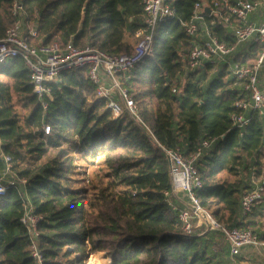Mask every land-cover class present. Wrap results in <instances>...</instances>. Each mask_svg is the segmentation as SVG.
I'll return each mask as SVG.
<instances>
[{
	"label": "trees",
	"instance_id": "obj_1",
	"mask_svg": "<svg viewBox=\"0 0 264 264\" xmlns=\"http://www.w3.org/2000/svg\"><path fill=\"white\" fill-rule=\"evenodd\" d=\"M12 1L0 0V38L15 21ZM202 1L213 0H167L175 17L158 24L152 54L124 85L140 122L127 114L112 119L105 102L93 100L87 69L60 73L44 110L23 61L0 65V173L3 154L9 179L26 180L22 191L43 218L42 264H231L217 232L181 233L164 196L171 181L161 147L186 158L200 150L201 207L264 241V193L251 214L240 210L242 189L264 174V119L250 112L247 126H231L240 95L224 65L183 71L191 44L181 22ZM22 8V20L36 25L42 42L110 54L129 52L143 27L141 0H23ZM215 31L224 38L221 27ZM248 54L236 59L248 63ZM23 193L8 187L0 196V264H37L20 223Z\"/></svg>",
	"mask_w": 264,
	"mask_h": 264
},
{
	"label": "built area",
	"instance_id": "obj_2",
	"mask_svg": "<svg viewBox=\"0 0 264 264\" xmlns=\"http://www.w3.org/2000/svg\"><path fill=\"white\" fill-rule=\"evenodd\" d=\"M22 1H12L10 12L15 21L0 38V65L9 59H21L28 71L32 91L41 102L45 98L50 99L49 84L55 83L60 73L87 69V79L95 91L93 100H103L112 119L127 114L140 122L137 106L124 85L130 81L134 67L152 54L158 24L175 17L167 0H141L143 27L136 32L137 41L132 49L120 54L90 47L76 48L71 41L42 42L36 25L27 26L22 20ZM181 26L191 44L183 66L184 74L204 65H224L240 95L233 104L236 112L229 117L231 126L238 129L247 126L250 112L264 119V0L197 2L191 18L188 22H181ZM217 27L225 31L224 38L216 33ZM248 53H252L250 62L242 63L236 59H242ZM42 107L45 110L47 104L42 102ZM43 131L47 135L49 127L44 126ZM208 146L207 142L202 143V148ZM161 149L168 163L171 181V190L164 192V196L177 214L181 233L192 236L217 232L226 243L232 262L249 251L264 253V241H259L251 230L223 225L201 207L196 191L201 188L202 182L195 166L200 150L186 158L179 149ZM1 158L5 169L0 173V196L8 187L23 193L22 186L26 180L14 182L9 179L10 158L3 154ZM263 193L264 174L256 180L252 178L249 185L242 189L240 210L243 216L252 213ZM176 196L181 199V206L174 202ZM21 197L23 212L20 223L27 232L32 258L37 264H42L37 246V226L43 218L34 214L25 193Z\"/></svg>",
	"mask_w": 264,
	"mask_h": 264
},
{
	"label": "rangeland",
	"instance_id": "obj_3",
	"mask_svg": "<svg viewBox=\"0 0 264 264\" xmlns=\"http://www.w3.org/2000/svg\"><path fill=\"white\" fill-rule=\"evenodd\" d=\"M218 67H214L208 74L207 81L210 79V76H212L216 71ZM264 172V170H263ZM218 238L221 240V238L218 236ZM252 255H255L254 258H252L251 261H249V264H264V253L262 251H254ZM242 256L237 257L236 260H240ZM83 264H85L83 260Z\"/></svg>",
	"mask_w": 264,
	"mask_h": 264
},
{
	"label": "crops",
	"instance_id": "obj_4",
	"mask_svg": "<svg viewBox=\"0 0 264 264\" xmlns=\"http://www.w3.org/2000/svg\"><path fill=\"white\" fill-rule=\"evenodd\" d=\"M174 202H176V204H177L178 206H181L182 201H181V199H180L178 196H176V197L174 198ZM180 202H181V203H180ZM97 245H98V243H97ZM253 252H254V251L246 252V254H243V255H242V257H241L240 260H236V259H235L234 262L231 261V264H232V263H233V264H249V261H251L252 258L255 257V255H252ZM102 253L104 254V256H106L105 252H102Z\"/></svg>",
	"mask_w": 264,
	"mask_h": 264
},
{
	"label": "water",
	"instance_id": "obj_5",
	"mask_svg": "<svg viewBox=\"0 0 264 264\" xmlns=\"http://www.w3.org/2000/svg\"><path fill=\"white\" fill-rule=\"evenodd\" d=\"M207 10V9H206ZM208 11V10H207Z\"/></svg>",
	"mask_w": 264,
	"mask_h": 264
}]
</instances>
